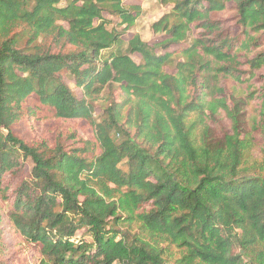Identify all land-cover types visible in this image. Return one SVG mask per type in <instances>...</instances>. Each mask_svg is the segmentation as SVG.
Wrapping results in <instances>:
<instances>
[{
    "label": "trees",
    "instance_id": "1",
    "mask_svg": "<svg viewBox=\"0 0 264 264\" xmlns=\"http://www.w3.org/2000/svg\"><path fill=\"white\" fill-rule=\"evenodd\" d=\"M132 1L0 0V264H264V0Z\"/></svg>",
    "mask_w": 264,
    "mask_h": 264
},
{
    "label": "rangeland",
    "instance_id": "2",
    "mask_svg": "<svg viewBox=\"0 0 264 264\" xmlns=\"http://www.w3.org/2000/svg\"><path fill=\"white\" fill-rule=\"evenodd\" d=\"M134 1L132 0H124L125 4H130ZM142 6V12L138 19L136 20L134 26L128 31V34L126 35V38L130 35L129 33L137 32L141 39L146 42H156L159 39L158 35H155L152 33L150 26L151 24L158 20L164 13L169 11V7H162L156 2V0H143L141 2ZM106 18L110 20L109 27L111 26H116L117 25V20L115 18L110 17L109 15H106ZM229 13H222L218 14L217 17L221 18H226L229 17ZM133 59H137V55H132ZM67 83L71 86V88L78 94L80 95L81 91L78 88H75L72 80L68 77L66 79ZM104 97L99 99L98 106L103 103ZM250 113H252L251 109L252 106L250 105L249 107ZM99 109H96L95 111V117L98 116V111ZM28 119V118H27ZM26 118L23 119L22 121L19 122L17 125L16 130L28 140V141H33V140H38L40 138H45L44 137V130L48 128L49 126V120L45 123L43 129L41 128V131L39 134H36L33 132V124H37L38 121L33 120V119H28ZM41 125V124H40ZM69 126L63 125L64 133H66V130L68 129ZM72 129V128H70ZM47 135V134H46ZM252 156L251 159L248 161V164L251 166L250 169L255 172H259V161L262 160L264 157L260 154V152L256 149L253 148L251 150ZM254 160V161H252ZM254 165V167H253ZM1 240L4 243V254L2 255V259L6 260V264H26L29 262L27 259L26 255H24L23 249H22V243H18L19 237L17 234H14L12 232V229L4 220L3 222V227H2V234H1ZM30 263V262H29Z\"/></svg>",
    "mask_w": 264,
    "mask_h": 264
}]
</instances>
